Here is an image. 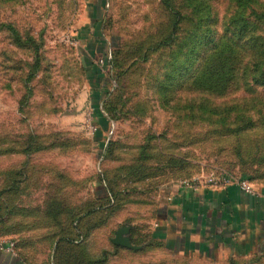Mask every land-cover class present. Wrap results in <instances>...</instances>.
<instances>
[{"label":"rangeland","instance_id":"1","mask_svg":"<svg viewBox=\"0 0 264 264\" xmlns=\"http://www.w3.org/2000/svg\"><path fill=\"white\" fill-rule=\"evenodd\" d=\"M263 6L0 0V248L23 264H54L59 239L111 251L107 264H264V251L231 261L113 247L119 230L148 245L170 183L212 171L264 183V85L251 74ZM218 47L239 56L237 76L201 88Z\"/></svg>","mask_w":264,"mask_h":264},{"label":"crops","instance_id":"2","mask_svg":"<svg viewBox=\"0 0 264 264\" xmlns=\"http://www.w3.org/2000/svg\"><path fill=\"white\" fill-rule=\"evenodd\" d=\"M248 193L235 185L215 189L173 182L160 190L148 245L136 249L161 250L166 256L226 255L246 259L264 251V183ZM0 264H23L0 248Z\"/></svg>","mask_w":264,"mask_h":264},{"label":"trees","instance_id":"3","mask_svg":"<svg viewBox=\"0 0 264 264\" xmlns=\"http://www.w3.org/2000/svg\"><path fill=\"white\" fill-rule=\"evenodd\" d=\"M259 22L264 27V6L263 9H261ZM257 52L254 55H256ZM238 57L237 54L229 56L218 47L217 52L206 59V67L202 70L199 77L201 88L205 87L212 88L215 91H223L237 76L234 64L238 61ZM260 58L262 60L259 62V66L252 68L251 74L253 75L258 69L259 74L256 76V79L261 81V84L264 85L263 52L260 54ZM244 177L249 178L251 181L253 180L250 176L244 175ZM113 247L117 248L115 245ZM110 253L111 251L105 250L102 252L101 256L99 255L95 258L86 251L83 240L77 242L75 239H59L55 247L54 264H107L111 258Z\"/></svg>","mask_w":264,"mask_h":264},{"label":"built area","instance_id":"4","mask_svg":"<svg viewBox=\"0 0 264 264\" xmlns=\"http://www.w3.org/2000/svg\"><path fill=\"white\" fill-rule=\"evenodd\" d=\"M179 182L194 188L210 186L211 188L221 189L230 185H235L244 192H255L253 181L244 176L235 175L227 171H212L207 175L196 176Z\"/></svg>","mask_w":264,"mask_h":264},{"label":"water","instance_id":"5","mask_svg":"<svg viewBox=\"0 0 264 264\" xmlns=\"http://www.w3.org/2000/svg\"><path fill=\"white\" fill-rule=\"evenodd\" d=\"M126 230H119L116 233L115 238H113V243L115 245H119V246H123V247H127V248H132V249H136L137 246L134 245L130 238L128 236L125 235Z\"/></svg>","mask_w":264,"mask_h":264}]
</instances>
